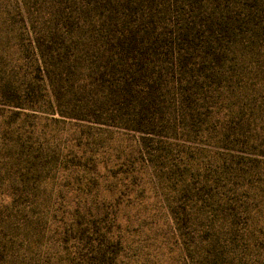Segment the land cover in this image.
<instances>
[{
  "label": "rangeland",
  "instance_id": "rangeland-1",
  "mask_svg": "<svg viewBox=\"0 0 264 264\" xmlns=\"http://www.w3.org/2000/svg\"><path fill=\"white\" fill-rule=\"evenodd\" d=\"M0 264H264V0H0Z\"/></svg>",
  "mask_w": 264,
  "mask_h": 264
}]
</instances>
